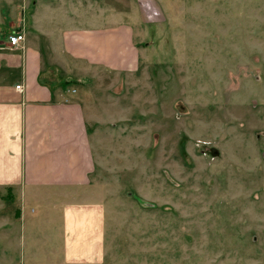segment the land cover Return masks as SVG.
I'll use <instances>...</instances> for the list:
<instances>
[{
	"label": "rangeland",
	"instance_id": "obj_1",
	"mask_svg": "<svg viewBox=\"0 0 264 264\" xmlns=\"http://www.w3.org/2000/svg\"><path fill=\"white\" fill-rule=\"evenodd\" d=\"M149 3L139 68L91 81L99 264H264V0Z\"/></svg>",
	"mask_w": 264,
	"mask_h": 264
},
{
	"label": "crops",
	"instance_id": "obj_2",
	"mask_svg": "<svg viewBox=\"0 0 264 264\" xmlns=\"http://www.w3.org/2000/svg\"><path fill=\"white\" fill-rule=\"evenodd\" d=\"M148 3L0 0V264H26V236L29 264H38V234L46 259L59 254L47 264L103 261L105 210L90 184L91 81L139 68L127 20L149 17ZM14 32L25 36L19 46L9 43Z\"/></svg>",
	"mask_w": 264,
	"mask_h": 264
},
{
	"label": "built area",
	"instance_id": "obj_3",
	"mask_svg": "<svg viewBox=\"0 0 264 264\" xmlns=\"http://www.w3.org/2000/svg\"><path fill=\"white\" fill-rule=\"evenodd\" d=\"M9 38V43L12 45V46H19L21 45L24 40H25V36L22 32H14L12 34H10L8 36ZM21 85H17L16 88L20 89Z\"/></svg>",
	"mask_w": 264,
	"mask_h": 264
}]
</instances>
